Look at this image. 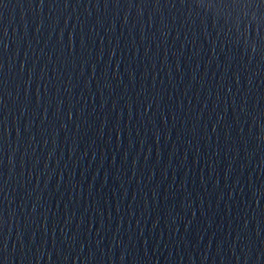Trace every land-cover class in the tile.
I'll return each mask as SVG.
<instances>
[{"label":"water","instance_id":"1","mask_svg":"<svg viewBox=\"0 0 264 264\" xmlns=\"http://www.w3.org/2000/svg\"><path fill=\"white\" fill-rule=\"evenodd\" d=\"M0 264H264V0H0Z\"/></svg>","mask_w":264,"mask_h":264}]
</instances>
